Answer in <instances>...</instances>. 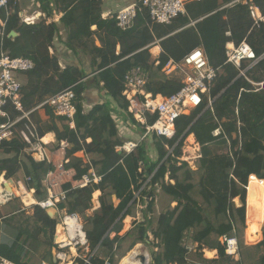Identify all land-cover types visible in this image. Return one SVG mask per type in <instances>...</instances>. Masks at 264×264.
<instances>
[{"label":"trees","instance_id":"obj_1","mask_svg":"<svg viewBox=\"0 0 264 264\" xmlns=\"http://www.w3.org/2000/svg\"><path fill=\"white\" fill-rule=\"evenodd\" d=\"M36 2L38 11L53 21L27 25L20 19L19 0H10V16L6 11L1 13L7 24L5 36L0 40V56L9 53L11 57H28L35 62L34 70L24 75L22 94L27 109L70 87L76 93L75 129L69 125L60 128L58 121L66 120L54 116L49 107L43 110L49 122H43L40 111L33 114V119L41 138L49 133L55 135V149L63 141L72 146L67 152L70 162L66 168L76 170L75 180L81 181L87 176L92 181L82 188L64 185L66 200L55 209L56 214L65 211L69 216L76 214L84 219L90 264H106V261L116 264L126 241L132 240L126 251L129 253L138 244H147L149 232L154 237L149 264H197L191 256L207 264H264V198L247 203L250 178L264 182V85H254L264 83V59L245 76L226 64L229 42L239 45L246 40L257 58L264 55V25L249 34L252 19L248 9L239 6L218 11L224 0L189 4L186 16H179L171 25H162L166 27L162 38L180 31L160 43L163 52L157 65L151 62L154 24L146 10L138 14L131 29L124 31L115 19L103 18V0ZM256 2L264 13V0ZM61 10H64L62 16L55 21ZM12 32L17 36L9 37ZM95 39L101 46L96 45ZM56 41L63 43L77 59L81 54L91 59L92 80L83 81L88 71L81 61L79 66L60 67L59 59L50 51ZM200 46L205 49L210 64L221 68L210 92L202 96L190 115H183L175 122L173 139L146 138L133 153L119 154L117 147L126 141L120 136L115 116L122 118L141 137L146 132L145 126L128 113V103L123 97L126 74L140 66L149 73L148 92L171 96L180 90L182 83L179 78L164 74L163 69L171 60L179 62ZM91 87L105 98L101 95L104 102L85 113L84 94ZM210 100L212 107H209ZM156 119L157 116L149 117L148 123L153 124ZM217 129H221V134L215 137L213 133ZM191 135L195 136L202 154L195 169L179 160L184 143ZM154 146L159 149L157 159L151 157ZM26 147L19 138L0 146V153L15 156V163L8 159L0 162V177L6 173L8 179L19 178L27 190H35V200H46L49 196L44 181L55 167L48 162L37 163L31 157L28 163L19 161ZM169 149L173 150L171 154ZM81 151L87 162L75 156ZM11 163L17 167L11 169ZM91 171L101 178L99 183H94ZM27 178L31 181L27 182ZM158 188L176 205L167 207L155 223L152 211ZM141 190V202L147 206L150 216L146 215L142 223H135L134 231L121 236L125 219L136 217L135 194ZM96 192L101 193V209L89 216ZM148 195L151 201L146 203ZM114 200L118 201L117 206ZM33 210L34 215L23 225L18 217L25 210L17 199L0 204V256L17 264H57L55 253L59 250L54 237L58 221L39 206H33ZM126 228H130L129 219ZM261 229L263 240L259 241ZM225 237L237 240L238 260L227 255L226 245L222 243ZM189 242L197 245L192 255L186 249ZM98 246L99 251L104 249L109 253L107 259L99 251L94 254ZM204 248L216 250L218 258L204 259L199 253ZM135 250L122 258L131 256ZM74 263L86 264L80 257Z\"/></svg>","mask_w":264,"mask_h":264},{"label":"built area","instance_id":"obj_2","mask_svg":"<svg viewBox=\"0 0 264 264\" xmlns=\"http://www.w3.org/2000/svg\"><path fill=\"white\" fill-rule=\"evenodd\" d=\"M10 0H0V40L5 36V28L7 20H2V11L7 12L10 16L11 9L9 8ZM203 0H138L130 4L120 11L102 12L104 19H115L117 25L122 30L126 31L134 26L135 20L139 13L146 10L153 24L156 25H171L179 16L187 15V6L192 3L202 2ZM245 7L248 9L252 19V27L250 32L260 30L264 25V13L258 6L256 0H224L222 6L218 11L233 9L236 7ZM22 13H20L21 15ZM60 17H55L57 21ZM41 20H47L46 16L41 12L34 15H23L22 22L27 25H35ZM53 20H47L51 23ZM196 22L191 25H195ZM230 36V33H227ZM10 37V36H9ZM226 64H230L240 70L241 76H245L248 70L253 68L261 57L257 58L253 48L250 44L243 40L239 45L229 42L226 45ZM246 63H253L247 69L243 68ZM159 63H157L158 65ZM35 62L28 57H11L9 53H1L0 56V146L6 142H10L19 138L27 145L25 152L28 153L37 162H49L47 151L45 149L46 143L44 137L39 135L38 124L33 119V114L45 110L49 107L57 118H63L70 127H75V116L77 114L76 93L73 87L65 89L53 96L48 97L32 109H27L26 103L23 100L22 88L23 83L21 77L33 71ZM221 68H214L208 59L205 49L200 46L193 49L185 57L179 61L171 60L163 69L164 74L169 77H176L181 80L182 87L178 92L171 96H164L161 94H153L148 92L146 86L149 83V73L142 67H135L131 69L124 79L123 97L128 103V113L134 120L145 126L146 132L140 141L133 143L127 142L122 146L117 147L119 154H131L135 151L138 145L146 138L154 136L164 137L171 140L176 135L175 122L183 115H190L192 110L201 102L202 96L210 92L214 81L217 79ZM182 73V77H180ZM256 86H263L264 83L254 84ZM197 98L199 102L191 106L189 103ZM213 101H209V107H212ZM14 113V114H13ZM16 113V116H15ZM157 116L153 124L148 123L149 117ZM122 119V118H121ZM123 122V121H122ZM120 122L122 127H126L127 131L131 130ZM221 134V129L214 131L215 137ZM168 147V146H167ZM195 147V146H194ZM196 149L195 155L191 159L185 160V157L179 158L181 162H187L193 169H195L196 162L202 158L201 147ZM170 150V149H169ZM173 150L170 152V154ZM61 169H63L61 167ZM54 172L48 174L47 180L44 181L49 197L43 201H36L33 206H39L43 210L57 209L58 203L66 200V191L56 193L54 191L55 182L52 177ZM94 183H99L101 178L96 177L93 171ZM151 179V178H150ZM149 179V181H150ZM31 179L27 178V182ZM168 181V179H167ZM92 181L85 176L79 182L77 187H85ZM5 181L3 182V184ZM19 188L26 187L21 180L14 181ZM1 186V185H0ZM32 191V190H31ZM140 193V192H139ZM4 199L0 204L4 205L13 200L12 194L4 191ZM27 194V193H26ZM136 195L139 201L140 197ZM140 195V194H139ZM23 210H26L23 208ZM60 215L61 211L58 212ZM66 213L63 214V225L67 218ZM79 215H70V217L78 218ZM138 218L137 220H139ZM64 229L66 226L64 225ZM150 234V233H149ZM87 240V239H86ZM63 250V244L56 242ZM86 242L85 245H87ZM222 243L226 245V253L229 256L239 259L238 243L234 238H223ZM63 245V246H62ZM189 253L196 250L195 247L186 245ZM196 252V251H195ZM63 253L59 254V259H62ZM91 258V257H90ZM90 258L85 259L86 264H90ZM0 264H17L7 258L0 256ZM106 264H110L106 261Z\"/></svg>","mask_w":264,"mask_h":264},{"label":"crops","instance_id":"obj_3","mask_svg":"<svg viewBox=\"0 0 264 264\" xmlns=\"http://www.w3.org/2000/svg\"><path fill=\"white\" fill-rule=\"evenodd\" d=\"M133 2L131 3V4H133V3H135V2H137L138 0H132ZM115 0L113 1V0H111L110 2H107V0H105V2H104V7H103V13H106V12H108V11H120L121 9H123L124 7H120V8H115ZM130 5V4H129ZM128 6V5H127ZM126 7V6H125ZM21 9V8H20ZM30 9L31 8H28L27 10H21V12L23 13V12H26V15L27 14H30ZM38 13H40L38 10H35V12L33 13V14H30V15H34V14H38ZM156 26V24H154L153 25V32H154V37H155V42L153 43V44H151L150 46H151V50H150V52H151V55H152V57H151V62H155L156 64L157 63H159V58H160V56H161V54H162V52H163V49H162V47H161V45H160V43L163 41V40H165V39H167V38H169L170 36H173L174 34H176V33H178V32H174V33H172V34H170L169 36H167V37H163L162 38V36H163V30H165V28H159V29H157V30H155L154 29V27ZM159 26H162V25H159ZM92 30L93 31H95L96 30V27H93L92 28ZM180 31V30H179ZM63 38H65V34H64V37ZM96 45L98 46H101L100 45V42L98 41V40H96ZM62 44L63 43H61V42H58V41H56L55 42V45L56 46H54L53 48L50 46V51H51V53H53V54H55L56 56H57V58L59 59V61H60V67H62L63 69L65 68L64 66H63V64H65V63H69V64H71V65H76V66H79V62L78 61H81V63H82V67H84L85 68V70H87L88 71V76L83 80V81H87V80H92L93 79V74H92V67H91V59L90 58H88V57H85V55H83V54H81V55H79V57H78V59H77V57L72 53V52H70L64 45L62 46ZM153 52H156V55L155 54H153ZM70 65V66H71ZM24 78H26L25 76H23ZM22 78V77H21ZM173 78H176V77H174L173 76ZM21 81H22V83L24 84V83H26V79L23 81L22 79H21ZM101 95L105 98V95L104 94H102V93H100L99 91H97V90H95V89H93V87H91L90 89H88L86 92H85V94H84V97H85V100H84V110H85V113H89L91 110H92V108L96 105V104H99V103H103L104 101V98L102 99L101 98ZM106 99H110V98H106ZM198 100V99H197ZM198 102H199V100H198ZM197 102V103H198ZM196 103V104H197ZM40 114H41V117H42V120H43V122L44 123H47V121H45V118H47V115H46V113L44 112V111H40ZM115 120H116V122H117V125H118V127H119V132H120V136L124 139V140H129V142H133V143H136V142H138V141H140V139L142 138L140 135H139V133H137V132H132V131H130V132H128L127 131V128L126 127H122V128H120L121 127V125H120V122H122L123 120L122 119H120L119 117H117V116H115ZM123 123V122H122ZM64 125H69L67 122H64V121H61V120H59L58 121V126L60 127V128H62ZM72 128V127H71ZM72 129H75V127L74 128H72ZM51 136H52V139H51ZM191 138H193V143H197V141H196V139H195V136L194 135H191V136H189L187 139H189V142L190 143H192V139ZM195 140V141H194ZM91 140H88V142H90ZM44 142L46 143V145H45V149H46V151H47V156H48V158H49V162L48 163H50V164H52L54 167H55V173H54V176L52 177V179H54V182H55V186H54V191L56 192V193H61L62 191H65V189H64V185H67V184H72V186L74 185V181H75V176H76V170L75 169H73V168H70V169H68V168H66V165H68L69 164V162H70V159L67 157V152L72 148V146L68 143V142H66V141H63V142H61V144H60V146H59V148L58 149H55V147H56V145H57V141H56V137H55V135L53 134V133H49V134H46V136H44ZM128 142V141H127ZM126 142V143H127ZM192 143V144H193ZM155 147V146H154ZM156 149H158V148H156ZM156 149H153L152 148V150H151V157L152 158H154V159H157L156 157H157V153H154V150L156 151ZM28 154V153H27ZM29 155V154H28ZM30 156V155H29ZM75 156L77 157V158H80V159H83L85 162H87V157L85 156V153L83 152V151H81V152H79V153H77V154H75ZM156 156V157H155ZM31 157V156H30ZM32 158V157H31ZM33 159V158H32ZM34 160V159H33ZM28 161V160H27ZM35 161V160H34ZM35 162H37V161H35ZM28 163V162H27ZM37 163H42V162H37ZM61 167L63 168V169H61ZM50 173V172H49ZM48 173V174H49ZM6 176V173H4L3 174V179H2V181L4 182L5 181V179H4V177ZM47 177H48V175H47ZM84 179V178H83ZM253 178H251V180H252ZM47 180V179H46ZM250 180V181H251ZM258 181H260L261 182V180H258V179H256V180H253V182H258ZM2 182V183H3ZM6 182V181H5ZM78 182H80V181H78ZM264 183V182H263ZM5 184V183H4ZM4 184H3V186H4ZM45 185V187H46V184H44ZM79 185V184H78ZM77 185V186H78ZM77 186H73L74 188H76ZM251 187H248V196H253V195H257V196H259L260 194L258 193V192H255V191H253V189L251 188ZM254 188V187H253ZM262 188V187H261ZM260 188V189H261ZM0 190H4L5 192H7L8 193V191H6V189H4V188H1L0 187ZM17 190V189H16ZM15 188H14V186L12 187V185H11V193H15ZM20 190H23V191H25L27 194H30V195H28L27 196V198H30V200L29 201H25L26 203H27V206H33V205H35L36 204V201H35V198H34V194H35V190L34 189H31V190H27V188L26 187H22V188H20ZM157 190V189H156ZM18 191V190H17ZM259 192H260V190H259ZM10 193V192H9ZM100 192H96L95 194H99ZM94 194V195H95ZM101 194V193H100ZM48 196H49V194H48ZM256 196V197H257ZM254 197V196H253ZM34 198V199H33ZM4 199V198H3ZM34 200V201H33ZM238 200V199H237ZM1 201V200H0ZM257 202H259V201H256V200H252V201H247V203L248 204H253V203H257ZM236 203L239 205V201H236ZM173 206H175L176 205V203H173L172 204ZM141 210H144V207H143V209H141ZM59 211H57V214H59L58 213ZM62 212V214H65V211H61ZM56 214V215H57ZM67 214V213H66ZM137 216H138V218H140V216H141V219H139V220H137L138 218H135V217H128V219H133V221H140L141 220V222L140 223H142L143 221H144V216L142 217V214L140 215V213H138L137 214ZM127 219V218H126ZM125 219V220H126ZM135 224V223H134ZM264 225V224H263ZM83 226V225H82ZM133 227H134V225L133 226H130V228L129 229H126V227H125V225H124V230H123V232L121 233V236H124L126 233H128L130 230H132L133 229ZM61 228V230H62V226H59V229ZM263 228V227H262ZM59 229H58V232H59ZM150 234H149V237L150 238H153V242H154V237H153V235L151 234V232H149ZM57 235H58V233H57ZM113 237H114V235H113ZM262 237H263V234H262ZM58 238V237H57ZM262 240H263V238H262ZM151 243H152V241L150 242V244L149 245H151ZM190 246H192V247H195L196 249H197V245L196 244H194L193 242H189L188 243ZM140 245H142V244H138L137 246H140ZM137 247L135 246L131 251H133V250H135ZM99 251V250H98ZM98 251H97V253H98ZM196 251V250H195ZM195 251L194 252H192L191 253V255L192 254H194L195 253ZM199 253L200 254H202V256H203V258L204 259H207V260H216L217 258H218V252L216 251V250H209V249H207V248H204L203 250H200L199 251ZM99 254H100V256L102 257V255L103 256H106V257H102V258H105V259H107L108 258V255H109V253L106 251V250H104V249H101L100 251H99ZM144 253H142L141 254V256L143 255ZM210 256V257H209ZM140 257V256H139ZM149 258H150V255L148 256ZM149 261H150V259H149Z\"/></svg>","mask_w":264,"mask_h":264},{"label":"rangeland","instance_id":"obj_4","mask_svg":"<svg viewBox=\"0 0 264 264\" xmlns=\"http://www.w3.org/2000/svg\"><path fill=\"white\" fill-rule=\"evenodd\" d=\"M111 0H107V2H110ZM114 1V0H113ZM104 2H105V0H103V5H104ZM133 1L132 0H115V8H120V7H125V6H127V5H129V4H131ZM19 3H20V11L23 9L24 11L25 10H27L28 8H31L30 9V14H33L34 12H35V10H39L38 8H39V6H38V4H37V2H36V0H19ZM102 5V11L104 10L103 9V6ZM64 11V10H63ZM62 10H61V14H59L58 15V17H61L62 16V12H63ZM20 13H22V12H20ZM29 14V15H30ZM20 15V14H19ZM23 15H26V12H23L21 15H20V19H21V21H22V16ZM152 27H153V25H152ZM155 30H157V29H159V28H165V26H159V25H156L155 27ZM96 40L97 39H95V42H96ZM101 45V44H100ZM99 46V45H98ZM153 54H155L156 55V52H153ZM71 64H69V63H65V64H63V66L64 67H67V66H70ZM251 65H253V63H246L244 66H245V68L247 69L248 67H250ZM72 66V65H71ZM62 68V67H61ZM180 77H182V73H181V75H180ZM23 81L26 79V78H24V77H22L21 78ZM45 121H47V122H49L50 120L48 119V118H45ZM51 139H52V136H51ZM126 142L127 141H129V140H125ZM193 143V142H192ZM190 143L189 142V139H187L186 141H185V143H184V148H183V150H182V152H183V154H182V157H185V160H187V159H191L194 155H195V151H196V149H199V147H198V143ZM195 146V147H194ZM196 148V149H195ZM153 149H155V147H153ZM172 150L170 149V152H171ZM154 153H157V154H159V149H156V151L154 150ZM220 154H224V151H221L220 152ZM28 157L30 158V156L26 153V152H24L18 159H19V161H22V162H28L27 160H28ZM156 157V156H155ZM157 158V157H156ZM9 160V161H14V159H15V156H11V155H5V154H2V153H0V162L1 161H3V160ZM14 163H15V161H14ZM14 163H11V164H9V166L11 167V169H15L17 166H15L16 164H14ZM14 171V170H13ZM3 176V175H2ZM7 176V175H6ZM4 177V179H5V181L7 182L8 181V178L7 177ZM0 179H3V177H0ZM12 179L14 180V181H16V180H20L19 178H17V177H15V178H13L12 177ZM253 180L254 179H252L251 181H250V183H249V185H248V187H251L252 189H253V187L256 185V184H258L259 185V188H261V187H263V182L261 181H258V182H253ZM1 182H3V181H1ZM79 184V182L78 181H74V185L75 186H77ZM147 184H148V182L147 183H145L144 184V186H143V188H142V190H144L145 188H146V186H147ZM2 187H3V183L2 184H0ZM73 185V186H74ZM14 186V188H15V193H13V196H12V198H13V200H15V199H17L18 200V204L20 205V207L21 208H25L26 210L24 211V213H22V214H20L19 215V217H18V221L21 223V224H23V225H26L27 223H28V221H29V218L30 217H32L33 215H34V210H33V206H27V203L25 202L26 200L27 201H29L30 200V198H27V196L28 195H30V194H26V192L25 191H23V190H20V188L18 187V184H14L13 185ZM248 187H247V191H248ZM250 188V189H251ZM262 189V188H261ZM142 190L140 191V193H136L139 197H140V199H139V201H138V205H137V211H136V217L135 218H138V216H137V214L138 213H140V215L142 214V217L144 216H146V215H148V216H150V214H149V211H147V206H145L142 202H141V195H139V194H141V192H142ZM259 190L260 189H258L257 191H255V192H258L259 194L261 193V191L259 192ZM155 204H154V207H153V218H154V221H155V223L157 222V220H158V217H159V215L162 213V212H164V211H166V209H167V207H169L170 205H172L171 204V202H172V198L170 197V196H168V195H166L165 193H164V191L162 190V189H160V188H158L156 191H155ZM254 197H256L257 195H253ZM252 196V197H253ZM100 197H101V194L99 193V194H95L94 196H93V199H94V205H93V209L94 208H96V204H97V202H100ZM258 197V196H257ZM34 199V198H33ZM37 201V200H36ZM151 201V196L150 195H148V197H146L145 198V202L147 203V202H150ZM247 201H248V195H247ZM114 203H115V205L117 206L118 205V201H116V200H114L113 201ZM143 207H144V210H141V209H143ZM66 213V212H65ZM93 211L92 210H90V211H88V215L89 216H92L93 215ZM62 216H63V214H57L55 217H56V219H57V221H58V225H57V228H56V234H55V237H54V244L55 245H57L58 246V250L59 251H56V253H55V262H57V264H60L61 262H63V263H66V264H75L74 262H75V260L76 259H78L79 257L80 258H82V259H87L88 258V256L90 255V250L88 249V246L87 245H80V244H78L77 245V243H75V242H72V244L74 245V246H63V245H66V244H63L62 246H63V250H61L62 248L56 243L57 242V236L59 235V232H58V229H59V226H62V227H64V225H63V218H62ZM77 219H79L80 220V222H81V224L83 225V227H84V219L83 218H81L80 216H78V218ZM140 219H141V216H140ZM127 220H128V218L124 221V225H125V227H126V222H127ZM141 222V220L138 222V221H133V219H129V225L130 226H133L134 225V223H140ZM264 224V223H263ZM31 225H34V222H32L31 223ZM264 226V225H263ZM262 226V227H263ZM125 229V228H124ZM127 229V228H126ZM129 229V228H128ZM131 229V228H130ZM246 230H247V223H246ZM131 231H134V229H132ZM57 233H58V235H57ZM246 235V234H245ZM113 237V236H112ZM246 237V236H245ZM258 239H259V241L262 239V229H261V231H260V233L258 234ZM42 240H44L45 238L44 237H42L41 238ZM9 240V239H8ZM7 241V240H6ZM131 239H129L128 241H126L124 244H123V246H122V251L119 253V257H118V259H117V263L116 264H120L121 263V261L126 257V256H128V254H130L132 251H130L129 253H126V251L128 250V247L130 246V244H131ZM152 241V243H153V238H150L149 237V239H148V241H147V244H142V245H140V250L138 251V254H142V253H144V255H146V256H151V253L153 252V246H152V243H151V245H149L150 244V242ZM247 243V242H246ZM137 247V246H136ZM77 252V253H76ZM61 253H63V255H62V259L63 260H60L59 259V254H61ZM100 255V254H99ZM123 255H126L124 258H122V256ZM140 255H138V256H140ZM102 257H106V256H103L102 255ZM210 257V256H209ZM148 259H150L149 257H148ZM189 260H190V258H189ZM191 260H193V261H195L197 264H207V263H204L203 261H201L200 260V258L198 259L196 256H191ZM221 264H229V263H221Z\"/></svg>","mask_w":264,"mask_h":264},{"label":"bare ground","instance_id":"obj_5","mask_svg":"<svg viewBox=\"0 0 264 264\" xmlns=\"http://www.w3.org/2000/svg\"><path fill=\"white\" fill-rule=\"evenodd\" d=\"M197 102H198L197 98H194L191 101V103H189V104L191 106H194V105H196ZM191 139H192V142H193V138H191ZM252 178L254 180H256V178H254V177H252ZM12 187H13V185H12ZM1 188L5 189L4 186L1 187ZM10 189H11V185H10ZM258 189H260L259 185L256 184L254 186V188H253V191H257ZM260 191H261V193H260V195L258 197L248 196V200L252 201V200H261V199H263L264 198V191H263V189H260ZM3 193H4V190H0V200L1 201L4 198V196H3L4 194ZM9 194H12V193L10 192ZM64 225L66 226V229H64V227H62V230H61V228H60L59 229V235L57 236L58 238L56 237L58 243L66 244L65 246H71V245L74 246L72 244V242L77 243V245L78 244H80V245H85L86 244V242H87L86 241V235L83 232V226H82V224H81L79 219L67 216V218L65 219V224ZM140 248L141 247H138L131 256H129L127 258H124L121 261L120 264H142L141 263V258L138 256V255H140V254H138V251L140 250ZM60 264H66V263L61 262ZM145 264H149V261L146 262Z\"/></svg>","mask_w":264,"mask_h":264},{"label":"water","instance_id":"obj_6","mask_svg":"<svg viewBox=\"0 0 264 264\" xmlns=\"http://www.w3.org/2000/svg\"><path fill=\"white\" fill-rule=\"evenodd\" d=\"M176 32H179V31H176ZM17 36V34L15 33V32H12L11 34H10V37H16ZM120 48V47H119ZM264 59V55L261 57V60H263ZM257 62H260V61H257ZM10 185H14V180L11 178V179H8V181L4 184V187H5V189H6V191H8V192H12L11 191V189H10ZM12 195H13V193H12ZM99 209H101V202H97V204H96V208H92V211L93 212H96V211H98ZM47 213H48V215L51 217V218H54L55 217V215H56V210L55 209H49V210H47ZM85 233V232H84ZM86 235V234H85ZM87 241V240H86ZM98 249H99V246L97 247V249L94 251V254L98 251ZM140 258H141V263L142 264H145L146 262H148L149 261V259H148V257L146 256V255H140ZM57 263V262H56Z\"/></svg>","mask_w":264,"mask_h":264}]
</instances>
